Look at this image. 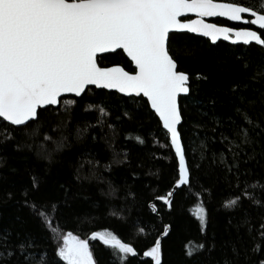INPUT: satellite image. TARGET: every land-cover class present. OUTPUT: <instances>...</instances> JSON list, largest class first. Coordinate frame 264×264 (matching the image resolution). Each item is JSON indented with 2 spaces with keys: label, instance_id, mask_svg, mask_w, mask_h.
<instances>
[{
  "label": "snow or ice",
  "instance_id": "snow-or-ice-1",
  "mask_svg": "<svg viewBox=\"0 0 264 264\" xmlns=\"http://www.w3.org/2000/svg\"><path fill=\"white\" fill-rule=\"evenodd\" d=\"M189 13L195 18H181ZM215 16L249 26L205 19ZM182 30L207 38L209 51L221 38L246 46L232 53L239 64L226 87L211 84V73L180 70L172 41ZM109 57L134 69L101 66ZM92 86L109 90L106 98H88ZM80 106L96 115L73 125ZM145 120L163 130L167 143L158 135L153 143L167 157L157 151L134 159L130 147H115L117 125ZM105 126L103 135L94 131ZM185 132L203 133L194 150ZM124 139L148 143L130 132ZM105 149L111 155L101 157ZM10 158L23 160V168ZM162 160L171 179L161 193L163 170L152 169ZM114 166L127 171L124 185L109 178ZM17 174L26 177L19 187ZM90 189L103 199L87 195ZM216 189L218 219L207 207ZM178 196L197 200L200 239L182 242L177 264H264V0H0V209L16 206L10 217L0 213V264H98L89 239L68 231L52 242L53 219L104 213L114 204L147 209L144 225L159 217L156 234L140 249L107 229L91 238L116 249V264L130 255L137 264H171L163 238L173 223L163 219L177 211Z\"/></svg>",
  "mask_w": 264,
  "mask_h": 264
},
{
  "label": "trees",
  "instance_id": "trees-1",
  "mask_svg": "<svg viewBox=\"0 0 264 264\" xmlns=\"http://www.w3.org/2000/svg\"><path fill=\"white\" fill-rule=\"evenodd\" d=\"M228 2H232V0H228ZM240 2L246 3L249 6L253 5V0H240ZM177 35L179 39L172 41V52L174 58L178 60L180 70H186L193 74L196 71L211 73V84H221L226 87L229 69H235L239 64V61L233 59L232 53L237 51L242 52L246 46L243 44H232L219 40L216 46L209 51L208 46L205 43L207 40L206 38L187 32H178ZM112 62L121 63L122 66L129 71L134 69L128 60L120 59L119 57H109L102 60L101 65L107 66ZM207 87L208 85H205V89H207ZM107 92V90H100L92 87V90L88 93V98L93 102H99L101 97H105ZM66 98L71 97L68 96ZM141 104H143V101H141ZM95 115V112L83 111L82 106L77 107L75 109V120L73 121V125L79 122L80 125L83 126L85 121L94 120ZM111 122L113 121H108V123ZM117 127L118 133L115 147L117 149L125 145L130 147L134 159L148 153L154 154L157 151L164 152L165 157L169 155L166 148H161L153 143L157 135L162 143H167L163 130L157 126L155 121H136L133 123H125L122 126L117 125ZM186 127L187 125L185 128ZM94 131H96L98 135H103V133L109 132V129L105 126L103 131H101L100 128L97 127ZM126 132H130L133 137L139 134L143 136L148 143L141 146L138 145L134 139L126 141L124 139V133ZM185 136V143L191 144L192 150H194L195 146H198L200 140L204 138L203 133L198 137L189 138V134L185 132ZM100 144L103 145V141H101ZM213 147L219 149L221 145L214 144ZM5 151L11 156V145H8ZM110 155L111 149H105L100 152L101 157ZM196 155H199V153L196 152ZM9 162L14 163L15 166L20 167L21 169L24 166V161L18 158L16 160L10 158ZM114 168L115 170L109 178L113 180L117 186L124 185L126 182L125 178L128 176L127 171L120 166H114ZM161 168L163 170V178L160 182L159 188L162 193L165 189V185L170 182L171 166L167 160H162L156 164L152 171ZM13 179H16L17 187H19V185L26 180V177L17 174ZM137 187H139V182H137ZM86 194L95 199H103L102 193L99 189H90ZM145 195H147V193L141 195V201H143ZM221 199V190L216 189L211 202L207 204L208 210L214 219H218L223 215V210L220 208ZM177 201L179 206L175 214L171 218L164 216L163 219V223H173V230L168 237L163 238L165 259L171 261V264H177L182 242L186 238L200 239L198 222L192 215V208L197 200L195 197L178 196ZM121 208L123 209V215L116 216L115 212L120 211ZM15 211L16 206L12 204L6 208L0 209V213H3L5 217H10ZM21 215H27V210H22ZM161 215H163V213ZM153 216H155V214H153ZM147 220H149L147 209L133 205L123 207L122 204L121 207H117V205L114 204L108 212H91L83 215H74L70 218H66L64 214L58 213L57 217L53 219V227L56 231L52 233V242L60 240V234L67 233L68 231H72L74 235H79L82 239H89L92 231H103L107 229L112 231L124 242L133 243L134 246L140 249L143 244L156 234V230L161 223L160 218L155 217L154 223L144 225L143 222ZM140 226H146L147 231L145 233H140L138 230ZM42 238L47 240V235L44 234ZM89 243L90 249L93 251L94 258L97 259L98 264H116V261L111 256L112 253L116 252V249L103 245L98 238H90ZM127 264H137V258L130 255Z\"/></svg>",
  "mask_w": 264,
  "mask_h": 264
},
{
  "label": "water",
  "instance_id": "water-1",
  "mask_svg": "<svg viewBox=\"0 0 264 264\" xmlns=\"http://www.w3.org/2000/svg\"><path fill=\"white\" fill-rule=\"evenodd\" d=\"M216 17H219V18H223V19H226V20H229L228 18H226V17H220V16H215V17H205V19L206 20H208L209 22H211V23H214V22H212V21H210V19H213V18H216ZM182 19H194L195 18V14H183L182 15V17H181ZM229 21H231V20H229ZM231 22H237V21H231ZM255 26V25H254ZM255 27H257L258 28V26H255ZM181 32H187V30H182ZM187 33H190V32H187ZM190 34H194V33H190ZM194 35H197V36H201V37H203L202 35H200V34H194ZM205 38V37H204ZM207 39V38H206ZM220 40H223V38H221ZM223 41H225V40H223ZM229 43H232V44H234L233 42H231V41H228ZM235 44H243L242 42H236ZM101 66H103V65H101ZM108 66V65H107ZM133 66V68H134V65H132ZM127 70V69H126ZM129 71V70H128ZM92 87H94V86H92ZM95 88V87H94ZM107 91H109V90H107ZM70 97V96H69ZM91 237H89V239H90Z\"/></svg>",
  "mask_w": 264,
  "mask_h": 264
},
{
  "label": "flooded vegetation",
  "instance_id": "flooded-vegetation-1",
  "mask_svg": "<svg viewBox=\"0 0 264 264\" xmlns=\"http://www.w3.org/2000/svg\"><path fill=\"white\" fill-rule=\"evenodd\" d=\"M210 21H212L214 23L222 24V25H228V26H231V27H236V26H241V27H243V26H249V25H245L244 22H231L229 20H226V19H223V18H219V17L210 19ZM251 27H253L254 29H258L254 25H251ZM221 41H223V40H221ZM225 42H228V41H225Z\"/></svg>",
  "mask_w": 264,
  "mask_h": 264
},
{
  "label": "rangeland",
  "instance_id": "rangeland-1",
  "mask_svg": "<svg viewBox=\"0 0 264 264\" xmlns=\"http://www.w3.org/2000/svg\"><path fill=\"white\" fill-rule=\"evenodd\" d=\"M63 234H66V233H63Z\"/></svg>",
  "mask_w": 264,
  "mask_h": 264
}]
</instances>
